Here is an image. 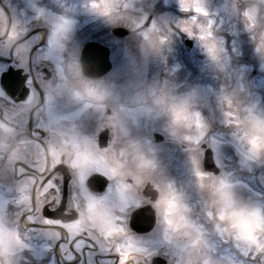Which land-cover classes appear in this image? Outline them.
I'll list each match as a JSON object with an SVG mask.
<instances>
[{"label":"flooded vegetation","instance_id":"1","mask_svg":"<svg viewBox=\"0 0 264 264\" xmlns=\"http://www.w3.org/2000/svg\"><path fill=\"white\" fill-rule=\"evenodd\" d=\"M80 1L39 0L38 4L46 11L44 15H41L42 13L35 15L26 13L24 0H0V85L6 86L0 90H3L16 103H21L27 98L29 94L27 86L25 85L21 91H18L16 86L27 80L28 68L20 66L17 58L9 49L17 44L25 32H27L25 40L29 38L35 40L33 42L41 40L40 46L44 47L41 60L51 73L45 80L49 99L44 101L46 107L42 108L41 112L45 118L50 117L53 122L49 130L44 133L45 136L41 140L42 148L38 155L37 150L29 143L31 125L28 128L21 124L14 116L18 110L6 108L4 102H0V119L11 117L12 126L18 133L8 150L0 152V193L4 192L9 196L5 201L0 200V209L9 208L13 217L12 223L15 219H19L26 234L30 237L29 246L35 247L36 253H39L38 262L30 255L26 259L28 264H115L118 259L116 252L119 253V264H136L138 251L144 249L159 252L153 258L152 264H170L171 256L163 247L156 214L152 207L158 196L154 183L142 180L135 175H117L109 164L110 153L121 159L128 158L127 140L121 134L114 133L109 126V117L113 114V107L120 103H129L130 96L135 92H141V89H133L131 86L126 98H122L118 94L122 87H119L111 106L103 110L95 106L85 107L84 104L73 101L67 94L54 99L60 88L70 94L73 90V82H83L85 77L88 81L98 82L94 85L96 89L99 87L98 84L106 81L111 86L132 83L130 78L114 76L117 69L116 49L110 44L111 71L100 79L85 76L82 62L84 46L98 39H95V14L92 13L90 18H86V15L74 13L70 7L71 3L75 2L76 5ZM226 1L218 2L217 5H223L227 11L230 4L231 7L236 8L237 13L241 0ZM189 2V7L195 4L194 0ZM257 10L261 14L264 7L261 8L258 5ZM235 11L228 22L223 23L224 28L219 29L221 38L225 40L227 38L228 41L229 36L225 33L228 28L233 32L239 30ZM61 18H69L73 21L70 35L56 30ZM169 32L172 34L174 50L180 51L181 49L183 52L182 56L176 54L173 57L177 64L195 67L196 63L204 62L208 67L210 63H214L209 55L206 56V61H197L196 55L201 49H197L196 43H198L199 35L193 34L196 31H187L183 27L172 25ZM190 33L193 34V38ZM88 35L91 37L88 38ZM203 40L202 46L206 49L208 42H214L224 52H228L222 39L219 41L210 35ZM99 41L104 44L107 42L106 39ZM154 58L156 59L154 72H157L160 68L159 58L157 55ZM21 59L24 64L27 63L26 56ZM37 63L38 60L33 58L31 65L33 72L36 70ZM157 78L158 76H154L153 72L147 68V76L142 77L141 80L143 83L152 84V91L157 90L156 85H159L160 81H156ZM143 93L147 94L145 91ZM38 101L39 96H37V102L25 111L36 109ZM132 106L135 107L130 105V108ZM52 129H57L61 135L76 140L85 152L91 154L92 158L83 161L79 153L69 158L67 155L49 151L47 141ZM154 134L156 133L152 135ZM147 144L149 147L151 145L155 147L163 166L166 160L174 163V168L178 167L174 175L168 176L175 181L180 190L188 195L189 202L192 203L191 206L194 209V199L191 201L190 190L186 186L188 187L189 181V164H194L195 159L192 163L190 162L189 153L186 150L187 145L177 144L171 140L160 143L150 140L145 143L146 146ZM164 146L168 150L175 149L176 153H171L169 156L171 159L164 157ZM179 147L183 148V151ZM192 152L195 155L194 149ZM94 175H102L106 178L102 183H97L95 179H90ZM49 177L58 181V186L62 187L65 206L69 202V208L79 214L78 218L62 227L58 226L60 222L56 221L51 226L36 223L25 228L26 222L18 215L20 203L23 201L25 205L34 204L37 191L42 189V178ZM6 201L7 205H5ZM43 215L49 219L59 218V213L53 212L50 208H45ZM193 215H195L194 210ZM4 217V214L0 213V218ZM5 218H9V215ZM202 224L204 225L205 222ZM210 227L204 225L216 264H260L259 261L242 256L232 242H224L217 236L211 237ZM69 235L73 238L83 235L80 246L88 244L84 255L76 260L70 259V253L68 257L64 256L63 253L67 250L66 245H63L61 241L62 246L60 247L57 242L60 236ZM88 237H92L97 244L111 247L113 254L101 253L93 244V240L87 239Z\"/></svg>","mask_w":264,"mask_h":264},{"label":"clouds","instance_id":"2","mask_svg":"<svg viewBox=\"0 0 264 264\" xmlns=\"http://www.w3.org/2000/svg\"><path fill=\"white\" fill-rule=\"evenodd\" d=\"M251 2L264 7V0ZM87 4L98 17L128 27L139 40L143 52L157 56L163 53L164 40L156 27L150 26L138 32L139 19L119 11L121 0H87ZM72 27L73 21L61 18L56 30L70 35ZM207 49L210 59L218 61L215 43L208 42ZM259 51L264 54V38ZM96 83L85 77L83 82H73L70 94L60 88L54 99L67 94L85 107L106 109L111 106L116 92L107 83L102 90H97L94 87ZM221 100L231 109L226 113L227 123L232 129L243 166L249 170L264 166V107L255 101L246 100L245 95H223ZM130 105L135 106V120ZM140 119L162 121L167 137L174 143L188 145L186 150L191 162L198 160L190 145L206 138L210 125L198 107L196 94L180 93L174 84L166 82L158 91L152 90L147 94L135 92L130 96L129 103L113 107L109 126L114 133L126 138L128 158L121 159L110 153L109 164L117 175H135L154 183L158 196L152 207L163 247L171 256L170 264H216L207 232L194 217L188 195L167 175L155 147L146 146L142 139L132 135V125ZM12 123L11 117L0 119V152L7 151L18 135ZM47 144L49 151L69 158L78 153L83 161L92 158L76 140L61 135L57 129L50 130ZM196 187L215 233L224 241L232 242L237 249L246 248L255 253L260 264H264V203L241 196L237 182L224 173L216 175L200 170L196 176ZM18 244L17 229L11 219L0 218V264H17L13 253ZM158 254L156 250H139L136 264H152Z\"/></svg>","mask_w":264,"mask_h":264},{"label":"rangeland","instance_id":"3","mask_svg":"<svg viewBox=\"0 0 264 264\" xmlns=\"http://www.w3.org/2000/svg\"><path fill=\"white\" fill-rule=\"evenodd\" d=\"M38 1L39 0H24L26 13L35 15L39 13L44 14L46 10L41 8L42 6L38 4ZM159 1L161 0H124L121 3L119 11L124 12L125 9L128 8L130 12H128L127 14H130L133 17L139 19L137 29L141 25L140 28H143L142 30H144V23L146 22L147 16L150 12L156 13L155 20L151 26H155L157 30H159L160 28V26L157 27L158 24H166V26H168V28L170 29L172 28V25H181L185 29L191 30L193 29V22L195 21V24L199 23V25L194 26V28L200 29L202 30V33H205L206 30L210 29V22L207 21V19L200 18L199 20L197 17H193V19L191 20L182 21L176 18L178 12L186 14L187 12L191 11L190 9L195 8L197 10L200 9V13L204 16V14H206V11L210 12L215 10L214 12H220L222 19L225 20L229 19L232 16L233 12L236 10V8L231 7L230 4L227 8V11H225L226 8H224L223 5H216L218 1L221 3L222 1L226 0H196L195 4L190 8L187 0H163L161 3ZM243 1L247 4V6H245L243 10L245 24L239 21L241 24L239 26L241 33L238 37H236L237 41L233 39V44H230L232 49H235L237 53V56L235 58H239V61L237 63L233 64L229 55L224 52L219 45H215L218 50V61L210 63V66L208 67H206V64H204V62L196 64L197 66L193 75L192 68L194 67L178 66L177 62H175L174 58L172 57V54L175 53L170 52L168 55L169 60L166 63L168 65L167 68L164 69V61L161 60V77H158L156 79V81H160L158 82V84L161 87L167 82L169 84H174L177 88V91L180 93H185V91H187V88L189 87L188 92H194L196 94L198 107L208 120L210 128L206 138H204L202 141L192 142L190 147L195 150V156L200 158L201 161L204 153V150H202L201 147L203 146V144H207L209 148L214 150L217 162L219 163L221 168L223 167V163L221 161L224 158L228 157V151L230 147L229 143H223L222 138L224 137V134L221 130L224 129L227 132L232 130L227 123L228 117L226 116V113L231 111V109L228 107L227 103L222 102L221 97L223 95H232L234 97L245 95L246 100H254L261 107H264V54L259 51L262 43V38H264V13L259 14L257 12L258 14H255V12H253V5L251 0ZM145 2L147 4H151V6H144L143 3ZM74 3L75 2L70 4V7L74 11V13H81L83 15H86V18L91 17L93 12L88 8L87 0H81L76 5ZM153 3H155V6H153ZM239 8L241 7L239 6ZM235 14L237 15L236 11ZM259 15L263 18H260ZM96 20L97 22H95V38H97L98 35L99 38H104V30H106V28H109V25L112 23L104 18L95 15V21ZM115 25L118 26L124 24L118 23ZM87 37L90 38L91 35H88ZM197 40V49H201L196 55L197 60L206 61L208 49L202 46L204 42L202 37ZM128 42L130 44L126 43L123 46L119 41L114 43L116 49L115 61L117 66L114 76L127 79L130 78L132 80V85L123 83L116 85L114 84V86H112L114 87L116 93L118 88L122 87L121 91H118V94H120L122 98H126L128 89L131 86L133 89H141V92H150L152 84L143 83L141 78L147 76V68H149L154 75V69L156 65V59L154 58L155 55L151 52H143L137 37L134 42H132L131 40ZM125 46L127 47L126 49ZM204 49L206 50L204 51ZM226 49H230L228 45H226ZM185 70L187 71V73H185ZM163 74H165V76ZM189 78L193 83L192 85H189ZM192 78L194 79V82L192 81ZM105 83H107V81ZM105 83L98 84L99 87L97 88V90H102L105 87ZM161 87H158L157 91ZM131 111L133 113V119L135 120V109H132ZM132 126V135L136 138L142 139L143 141L149 142L150 140H152L153 133H160L165 137V141L170 140L164 131L162 121L156 119H140ZM116 134L118 135V133ZM228 138L230 139V141L235 142L232 135H230V137L228 136ZM180 147L179 149L183 151V148ZM187 147L189 146L187 145ZM233 150L236 156V164L242 174L258 181L259 185L264 189V166H256L251 168V170L245 168L243 166L242 156L238 151V147H233ZM167 157L168 159H171L169 158V156ZM97 167L100 168V166ZM200 170L202 169L199 164V159H195L194 167L193 164H189V181L188 187L186 186V188L192 191V194H194L193 191L195 189V203L193 204V210L196 214L194 215V217L198 220L199 223L202 224V217L206 218V214L204 211L201 194L196 187V176L200 174ZM237 184L239 186L238 191L241 196L246 199H253L257 202L264 203V193L261 194L255 192L254 188L251 185L244 182L237 181ZM180 188H182V186H180ZM6 199V197H2L1 200L5 201ZM7 204L8 202L6 201L5 205ZM198 211H201L202 217L200 221L202 222L199 221ZM208 236L210 235L208 234ZM211 236H214L212 232ZM218 238L220 237L218 236ZM18 245L26 247V249L22 253H20L23 257V254L27 251L28 244L22 242L19 238ZM244 250L249 251L246 248ZM20 254L17 257V264H19L20 260L22 259L20 258ZM38 255L39 253H35V251L31 253V256L36 259V262L38 261Z\"/></svg>","mask_w":264,"mask_h":264},{"label":"snow or ice","instance_id":"4","mask_svg":"<svg viewBox=\"0 0 264 264\" xmlns=\"http://www.w3.org/2000/svg\"><path fill=\"white\" fill-rule=\"evenodd\" d=\"M41 15L44 14L42 13ZM26 35L27 32L23 34L22 38L19 39L17 44L9 49V51L17 58V62L20 64V66L28 68L27 80L25 82L19 83L16 87L18 91H21L26 85L29 89V94L27 95V98L21 103H16L15 101L11 100V98H9L3 90H0V102H4L6 108H16L18 110L14 113V116L21 124L28 126V128L29 125H31V131H29V143L34 146L39 155V150L42 148L41 140L45 136L44 133L49 130L53 123L50 117L45 118L41 112V109L46 107L44 101L49 99L45 80L46 77L51 75V73L48 71V68L44 66L43 61L41 60L44 49V47L40 46L41 40L38 42H33L35 40L32 38L25 40L24 37ZM23 56H26L27 58L26 64L22 62L21 57ZM33 58L38 60L35 72H33L31 68ZM3 87L6 86L0 85V88ZM37 96H39L37 108L26 112L25 109L30 108L31 105L37 102ZM57 171L61 170L57 169ZM105 178L106 177L102 175H94L90 179H95L97 183H102ZM45 208H50L53 212H58L59 218H46L43 215ZM18 215H20L21 219L26 222L25 228H27L36 223L51 226L56 221H59L60 223L58 226L62 227L64 224L71 223L77 219L79 214L76 213L74 209L69 208V202L65 206L62 187L58 186L57 180L49 177L47 179L42 178V189L37 191V199L34 204L25 205L23 201H21L18 208ZM82 239L83 235L75 238H73L71 235L67 237L60 236L57 242L59 243L60 247L62 246L60 243L61 241H63V245H66L67 250L63 253L64 256L68 257L70 253V259L76 260L79 256L84 255L85 249L88 248L87 243H85L83 247L80 246ZM87 239L93 240L92 237H88ZM93 244L99 249L101 253L107 252L108 254H113L111 247H105L104 245L97 244L95 240H93ZM25 249L26 247L17 245L13 253L16 260L19 254ZM238 250L242 256L248 257L253 261H259V259L253 253L244 249ZM115 254L118 257L115 264H119V253L116 252Z\"/></svg>","mask_w":264,"mask_h":264},{"label":"water","instance_id":"5","mask_svg":"<svg viewBox=\"0 0 264 264\" xmlns=\"http://www.w3.org/2000/svg\"><path fill=\"white\" fill-rule=\"evenodd\" d=\"M117 36H125L127 31L123 29L115 30ZM84 71L88 76L99 77L110 70L109 51L100 44H88L84 49ZM206 169L217 172L212 162L211 151L208 150L205 156Z\"/></svg>","mask_w":264,"mask_h":264}]
</instances>
